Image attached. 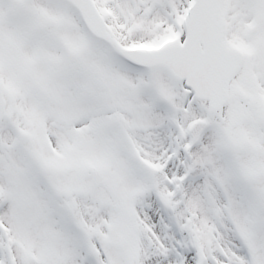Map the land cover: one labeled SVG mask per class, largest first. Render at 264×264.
<instances>
[{"label": "snow or ice", "instance_id": "6c2138e0", "mask_svg": "<svg viewBox=\"0 0 264 264\" xmlns=\"http://www.w3.org/2000/svg\"><path fill=\"white\" fill-rule=\"evenodd\" d=\"M0 264H264V0H0Z\"/></svg>", "mask_w": 264, "mask_h": 264}]
</instances>
